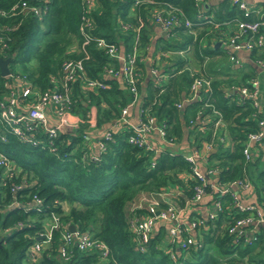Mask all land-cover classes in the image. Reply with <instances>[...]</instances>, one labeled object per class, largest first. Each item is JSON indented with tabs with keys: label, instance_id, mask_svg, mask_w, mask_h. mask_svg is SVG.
<instances>
[{
	"label": "trees",
	"instance_id": "1",
	"mask_svg": "<svg viewBox=\"0 0 264 264\" xmlns=\"http://www.w3.org/2000/svg\"><path fill=\"white\" fill-rule=\"evenodd\" d=\"M21 1L38 5L41 16L24 12L18 5L13 14H0V36L5 44L0 45V56L11 58L10 74L0 73V99L14 86L15 75L24 76L26 82L40 90L52 88L50 78L60 73L62 59L84 55L79 50L81 0H0V10L7 11ZM98 1L91 13L93 38L86 45L89 58L84 60V66L87 76L104 79L108 86L94 91L83 89L79 82L73 85V110L83 121L70 130L60 131L51 143L45 133L38 131L36 144L19 140L0 122V151L13 160L16 169L21 168L18 177L26 178V184L17 192L18 200L26 204L36 195L42 201L39 207L12 205L8 187H0V264H264V225L259 226L257 239L251 243H244L242 237L229 231L236 220L251 212L237 206L232 190L212 192L211 207L215 200L221 205L214 216L203 217L195 212L189 215V220H196L197 224L193 231L183 232V237L194 236L197 244L182 247L178 242H170L160 225L144 250L136 248L126 214L128 202L139 193H158L168 187L182 191L190 200L199 181L192 163L182 152L169 145L156 151L129 141L133 133L130 125L110 127L133 95L121 79L103 77L106 68H118L119 62L98 48L95 41L104 37L116 42L124 52L132 50L137 41L145 55L152 46V56L160 50H182L183 55L161 56L160 68L165 74L161 80L148 74L144 62L137 63L139 106L144 111L149 108L156 124L164 126L166 141L181 143L186 139L190 145L213 137V122L217 118L213 110L218 111L227 142H214L206 166L216 170L214 178L219 188L238 179H249L254 204L264 209V137L254 160L248 161L242 154L246 135L259 130L258 120L264 118V110H258L251 99L242 98L236 91L243 85L250 86L254 69L237 65L220 74L214 63V57L223 54L220 46H215L218 39L212 40L215 27L244 18L242 11L230 0H219L213 14L195 0H145L140 5H134L133 0ZM170 6L178 9L180 24L162 34L149 20L150 10ZM138 16L143 21L139 31L121 28L120 23L125 21L138 25ZM185 19L190 21L189 26ZM250 53L252 59L262 55L257 48ZM197 75L211 81L210 90L201 91V99L177 108L176 103ZM204 102L211 103L203 108L211 120L201 129V124H191L189 119ZM91 106L96 113L94 127L87 121ZM94 129L98 132L93 133ZM108 129L109 137L102 135ZM88 134L103 141L96 159L88 155L89 142L84 136ZM1 135L6 137L5 141ZM212 184L207 182L205 190H212ZM135 211L142 214L145 210ZM51 212L79 231H89L104 241L108 257L102 260L97 251L80 250L73 244L70 257L63 259L59 254V230H54L51 240L42 243L31 256L33 243L42 242L37 235L47 229ZM19 222L22 224L17 225Z\"/></svg>",
	"mask_w": 264,
	"mask_h": 264
},
{
	"label": "built area",
	"instance_id": "2",
	"mask_svg": "<svg viewBox=\"0 0 264 264\" xmlns=\"http://www.w3.org/2000/svg\"><path fill=\"white\" fill-rule=\"evenodd\" d=\"M145 0H133L134 5H140ZM236 3L238 8L242 11L244 18H237L234 22V27L231 32L221 39L220 43L225 44V52L229 61L233 64L241 65L240 58L237 56L239 50L251 51L254 48L261 50L262 55L253 59L256 64L264 68V6H250L245 0H230ZM198 6L204 8L207 0H195ZM19 6L24 12H33V14L41 16V10L38 5H27L25 1L20 4L16 3L9 10H0L1 15H9L14 13L16 6ZM98 0H81V14L78 30L82 38L79 50L84 52V55L79 57H66L63 58L60 64V73L53 75L50 81L53 87L50 89L40 90L37 87L31 86L24 80V76L15 75L13 78L21 81L19 86H11L9 92L5 97L0 99V122L9 129L19 140L36 144L39 140L35 137L36 132H43L47 135L49 142L62 130H70L76 127L83 119L73 110L76 98L73 96L72 88L76 82H79L81 87L85 90L105 89L108 85L104 79L90 78L86 74L84 60L89 58L86 51V45L93 38V18L91 13L98 7ZM177 8L170 6L168 9L164 7H156L150 10L149 20L159 27L160 32L167 34L173 27L180 24V18L177 15ZM202 12L198 13L200 16ZM142 20L138 16V25H132L130 22H121V28L127 29L132 27L134 30L139 31L142 25ZM185 24L190 25V21L185 19ZM163 34V33H162ZM96 46L103 50L105 54L113 59H117L119 67L115 68L110 66L106 68L103 77H116L121 79L127 89L132 93L133 98L120 110V115L113 122L110 127L118 125H130L133 128V133L129 135V141L140 145H146L159 151L163 145L171 146L173 142H168L165 139V130L162 124H156L152 114L148 109L145 111L138 106V123L130 124L128 121V109L135 104L139 105V96L137 82L138 72L137 63L144 62L148 65L149 75L156 77L158 80L165 78V74L160 68L161 56L172 58V53L183 55L184 52L160 50L155 56H152L150 50L147 55L143 54L142 50L137 47L135 42L132 50L124 52L120 49L116 42L108 41L104 37L95 38ZM0 45L3 47L5 44L0 36ZM167 74V73H166ZM250 86H241L236 91L242 98H249L252 100L255 107H259L257 95L259 90V79L252 77L249 80ZM211 88V81L204 76H194L186 92L182 95L179 102L176 103L177 108H181L185 102L195 99H201V91H208ZM211 103L204 102L201 107L195 112V115L189 119L191 124L197 123L202 125L210 119L209 114L203 113V108L208 107ZM264 110V107L258 108ZM144 113V117H143ZM217 118L213 122V137L209 140L203 139L199 145H188V153L184 154L185 158L192 163L193 172L198 179V184L194 187V194L188 202L190 204L198 203L204 196L212 195L213 191L224 193L227 190H232L236 198L237 206L244 210L249 209L251 212L246 216L236 220L235 225L229 228L230 232L237 233L238 236L243 238L244 243H251L257 239L259 233V226L264 225V209L254 203H243L240 201L241 194L247 191L253 192V187L249 179H238L232 181L228 186L217 187L215 183V169L206 166V158L208 153L213 150L214 142L226 143V133L223 128V122L220 118L218 111L213 110ZM95 108L91 106L87 114V121L91 127L95 126ZM259 130L248 132L242 147V154L248 161L254 160L259 154L253 149L254 146H259L264 137V118L258 120ZM98 132L97 129H94ZM156 132L161 138V144H153L150 136ZM109 137L110 131L104 130L103 134ZM85 139L89 142V157L97 158L99 151L103 148V141L98 136L84 135ZM1 140L5 141L6 137L1 135ZM259 148V147H258ZM53 149V147H52ZM260 149V148H259ZM200 165L203 169H200ZM21 168L16 169L14 162L4 152L0 151V187L7 186L10 193V204L16 206H36L39 207L42 203L41 199L36 195H32V199L22 204L17 198V192L26 184L25 177H18ZM17 178L18 180H13ZM211 182L212 190L206 191L205 185ZM152 194V193H150ZM157 196H147L146 205H137L131 210V214L127 216L129 229L134 235L136 248L144 250L148 244L150 237L154 234V227L159 221L167 222L169 224L167 231V238L170 242H178L182 247L189 244H197L194 236L183 237V232L193 231L197 221L188 220L184 222L181 220L180 209L174 203L165 198V192L154 193ZM161 203H165L161 206ZM141 207L144 213L140 214L135 209ZM221 209L220 202L215 200L208 212L209 216H214L217 210ZM207 214V215H208ZM200 222V221H198ZM19 222L17 225H21ZM54 230L60 231V244L59 254L63 259H68L72 251V245L75 244L80 250L97 251L102 260L108 257L109 249L107 244L101 239L94 237L89 231H79L75 228L73 231L69 228V223L61 220L57 213L51 212L49 221L47 222V229L40 231L37 239H42V242L36 241L30 249V255L33 251L41 248L42 243L48 242L52 238ZM171 256L174 252L169 249Z\"/></svg>",
	"mask_w": 264,
	"mask_h": 264
},
{
	"label": "crops",
	"instance_id": "3",
	"mask_svg": "<svg viewBox=\"0 0 264 264\" xmlns=\"http://www.w3.org/2000/svg\"><path fill=\"white\" fill-rule=\"evenodd\" d=\"M250 6H264V0H245ZM219 4V0H207L206 5H204V9H209L211 10V14H213V11L215 8H217ZM158 27V26H156ZM234 27V22H222L219 25H217L214 29L215 32H219L218 36H215V33L213 31L212 33V40H216L217 41H221L222 38H224V36L226 34H229L231 32V30ZM158 31L159 27H158ZM221 46V43L220 45ZM152 51V46L150 47V52ZM237 56L240 58V61L242 62L241 65L239 66H245V68H247L246 66H249L250 68L252 67V69H254V73H255V77H257L259 79V90H258V95H257V100H258V105L259 107L263 108L264 107V68L259 66L258 64H256L254 62V60L251 58V53L248 50H239L237 52ZM228 57V56H227ZM214 63L216 64L217 70L220 71V74H223V72H230V70L232 71L233 67H237L236 64H233L231 61H229V59L227 58V61H223V54H217L214 57ZM146 69L148 72V65L146 64ZM236 70V69H234ZM149 74V72H148ZM21 83V81L14 79L13 80V85L14 86H19ZM138 104H135L134 106H131L128 109V121L130 122V124H137L138 123V118H139V113H138ZM258 107V108H259ZM93 133H97L96 130L93 131ZM150 140L153 144L159 145L161 144V138L158 136V134L156 132H153L150 136ZM181 147H185L187 150L189 149L188 145L189 143L186 141V139H184L181 143ZM263 145L260 144L259 146H254V150L255 152H259L260 149ZM259 147V148H258ZM200 169H203V166L200 165ZM168 189V188H167ZM164 190L165 194V198L168 201H171L172 203H174L176 205V207L178 209H180V215H181V220H183L184 222H187L189 220V215L191 214V212H195L196 214H198L199 216H203L205 217L209 210L211 205L209 204V198L211 197L210 195H206L204 196L198 203H196L195 205V210L191 209V205L190 202H188V198L184 195V193L174 187H170V190ZM158 195V194H157ZM156 194L152 193H139L137 194L133 200H131L130 202H128V204L126 205V214L127 216L131 214V210L137 206V205H146L147 200L146 197L147 196H157ZM179 197H178V196ZM241 198L240 201H242L243 203H254L255 202V197L253 192L251 191H247L245 193L241 194ZM180 201H182V203H180ZM137 209H141V207L137 208ZM160 225L164 226L165 229V237H167V231H168V226L169 224L167 222H163V221H159L157 222V224L154 227V230L156 231L158 229V227Z\"/></svg>",
	"mask_w": 264,
	"mask_h": 264
},
{
	"label": "rangeland",
	"instance_id": "4",
	"mask_svg": "<svg viewBox=\"0 0 264 264\" xmlns=\"http://www.w3.org/2000/svg\"><path fill=\"white\" fill-rule=\"evenodd\" d=\"M228 34H226L224 37H226ZM74 45V48L77 47V44L76 42L73 43ZM222 52H223V61H227V54L224 52L225 51V44L222 42L221 43V46H220ZM16 69L17 71L20 70V67L18 65H16ZM262 144V143H261ZM172 147L175 149V151H178V152H182L183 154H187L189 151L185 148V147H181V144L179 142H174L172 144ZM172 188V187H171ZM167 190H170V187H168ZM191 205V209L192 210H195V204H190ZM259 248V247H258Z\"/></svg>",
	"mask_w": 264,
	"mask_h": 264
},
{
	"label": "water",
	"instance_id": "5",
	"mask_svg": "<svg viewBox=\"0 0 264 264\" xmlns=\"http://www.w3.org/2000/svg\"><path fill=\"white\" fill-rule=\"evenodd\" d=\"M163 34L165 33L164 31L162 32ZM220 45V41H217L215 43V46ZM10 57H1L0 56V73L3 76L9 75L10 74V68H9V62H10ZM70 230H74L76 226L74 224L69 225Z\"/></svg>",
	"mask_w": 264,
	"mask_h": 264
}]
</instances>
